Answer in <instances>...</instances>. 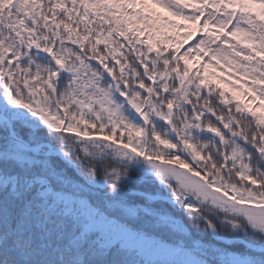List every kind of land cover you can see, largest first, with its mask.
<instances>
[{
	"label": "snow or ice",
	"instance_id": "1",
	"mask_svg": "<svg viewBox=\"0 0 264 264\" xmlns=\"http://www.w3.org/2000/svg\"><path fill=\"white\" fill-rule=\"evenodd\" d=\"M0 264H264V0H0Z\"/></svg>",
	"mask_w": 264,
	"mask_h": 264
},
{
	"label": "trees",
	"instance_id": "2",
	"mask_svg": "<svg viewBox=\"0 0 264 264\" xmlns=\"http://www.w3.org/2000/svg\"><path fill=\"white\" fill-rule=\"evenodd\" d=\"M209 71L216 73V75L211 76L210 79H212L214 82H218L220 86L229 93L230 97L232 93H235L240 98L241 101H244L250 104L252 103V101L247 100L244 94L241 91H239V85L242 82L237 81L236 77L230 75L228 72L224 71L223 69H210ZM217 76L222 77V78L217 81ZM229 81L237 83V88H233L231 83H229Z\"/></svg>",
	"mask_w": 264,
	"mask_h": 264
}]
</instances>
